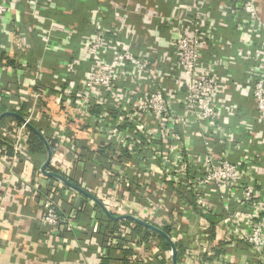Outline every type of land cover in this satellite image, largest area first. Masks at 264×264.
I'll return each mask as SVG.
<instances>
[{
  "label": "built area",
  "instance_id": "1",
  "mask_svg": "<svg viewBox=\"0 0 264 264\" xmlns=\"http://www.w3.org/2000/svg\"><path fill=\"white\" fill-rule=\"evenodd\" d=\"M194 1L180 4L175 7L176 14H169L165 22L170 37L157 36L156 51L153 45L132 48L120 37L122 27L103 28L99 17L93 33L81 41L75 65L71 64L72 68L87 67L80 77L52 74V85L38 88L42 71L25 61L24 75L32 73L33 81L24 91L11 95L1 88L8 77L6 62L10 51L27 47L29 41L25 31L10 38V31L2 28L12 8L7 0H0V102L16 109L25 103L21 116L27 123L48 122L40 133L45 137L46 132L49 138L45 139L52 144L49 163L68 180L82 176L83 169L90 167L83 153L91 144L79 133L99 137L106 155H91L96 160V179L91 186L80 181L81 187L94 196L101 188L110 199L103 203L95 197L114 216L132 215L160 229L169 227L168 236L174 244L186 242L177 264H221L203 258L204 253L209 256L210 249H227L237 243L245 245L261 263L264 187L256 180L258 159L244 141L251 131L246 121L233 125L227 121L238 112L227 92L232 57L223 44L212 40V32L204 29L203 18L209 19V15L198 12ZM43 4L45 0H30L27 14L35 17ZM228 11L243 42L237 57L249 63L251 75L245 86L235 87L241 92L249 90L255 116L264 121L261 3L234 0ZM114 17L117 19L118 13ZM45 37L41 38L42 49L52 52L53 33ZM206 48L216 49L218 56L206 58L202 52ZM27 130L25 123H20L7 140L0 136V159L10 141L13 158L18 160L27 146ZM87 137L84 140H90ZM77 171L81 173L78 176ZM42 207L41 225L55 233L63 231L67 220L54 199L43 200ZM191 217L198 219L197 230L188 234ZM214 218L224 237L212 248L207 219ZM117 243L137 251V245L144 242L129 236ZM134 262L148 264L139 261L138 254Z\"/></svg>",
  "mask_w": 264,
  "mask_h": 264
},
{
  "label": "crops",
  "instance_id": "2",
  "mask_svg": "<svg viewBox=\"0 0 264 264\" xmlns=\"http://www.w3.org/2000/svg\"><path fill=\"white\" fill-rule=\"evenodd\" d=\"M7 1L12 10L8 13L2 28L10 31V38L16 32L19 34L25 31L29 41L27 47L10 51L6 62L9 71L7 79L3 80L8 82L10 91L17 93L24 91L29 86V82L33 81L30 76L32 73L26 71L27 76L24 75L28 54L33 55L37 62L35 67L41 71L48 66L46 57L49 54H57L59 57L54 59L57 60L55 65L49 64L52 68L51 72L55 76L66 73L80 77L78 67H71V64L75 65L74 61L79 48L74 50L75 58L70 60L68 58L73 55L70 45L77 38L79 47L83 37L93 33L94 23L99 17H101L103 28L113 29L114 25L122 27L120 37L132 48L140 50L145 45H153L156 51L155 38L170 37V26L165 22L166 19L171 14H176L178 9L175 7L186 1L191 4L192 0H45L46 5L43 4L42 11L35 17L26 12L30 0ZM233 2L234 0H195L192 4L198 12H204L205 17L209 15V19L203 18L204 29L211 31L212 40L223 44L226 54L232 57V63L228 68L231 78L227 92L243 116L238 119L235 115L227 121L232 122V125L240 120L246 121V126L248 125L251 133L245 135L247 140L244 141L248 142L247 148L250 153L258 159L256 180L264 187V121H259L255 116L254 101L249 90L241 92L235 87V84L246 85L249 63L237 57L243 42L240 40L236 23L229 14H226ZM260 3L264 21V0H260ZM116 13H118L117 19L114 17ZM35 18L40 26L35 24ZM51 33H53L51 44L55 45L52 52H45L42 48L35 46L36 43L42 44L41 38L44 35L49 37ZM262 35H264V27ZM4 40L5 38L2 37L1 41ZM206 50L207 48L202 51L206 58L216 57L219 54L216 49ZM160 68L164 69V65L161 64ZM249 77L251 78V75ZM34 123L41 129L46 128L48 124L42 119L35 120ZM18 126L12 120L0 124V136L7 140ZM4 129L7 131L3 132ZM27 132L30 134L28 130ZM254 133L257 134L256 137H253ZM79 136L84 142L91 144L85 147L83 153L87 159L96 153V155H106L103 152L104 149L100 148L99 137L81 133ZM86 136L90 140H84ZM10 144L9 141V146ZM13 155L12 150L11 154H5V157L0 159V264H124L126 258L131 260L129 264H137L134 262L137 254L139 261H147L148 264H172L171 247L169 251H163L158 245H150L149 241H144L143 245H137L138 252L132 248L120 247L117 241L129 239L131 235L128 232H131V229L116 228L122 221L110 219L105 215L104 217L112 225L109 227L108 222H102L103 217L97 212L101 209L94 201L91 199L84 201L76 190L55 178L42 174L40 168L46 155L36 164L33 158L36 154L33 156L30 154L28 142L24 151L18 154V160H15ZM49 165L55 167L54 163ZM79 174L81 173L77 171L76 176ZM81 175H85L83 181L90 184L96 172L93 166H87ZM97 194L103 203L110 199L104 195L101 188ZM50 197L54 199L58 211L67 220L65 229L56 233L41 225L42 202ZM116 209L119 208L116 207ZM216 219H207L210 224L212 248L215 246L214 242L219 245L224 237V233L215 227ZM197 220L196 217L189 219L188 234L196 232ZM227 247V249H210L211 255L204 253L203 258H208L211 262L218 261L221 264H264V261L260 263L256 257L249 254L245 245L237 243ZM261 257L264 260V247Z\"/></svg>",
  "mask_w": 264,
  "mask_h": 264
},
{
  "label": "trees",
  "instance_id": "3",
  "mask_svg": "<svg viewBox=\"0 0 264 264\" xmlns=\"http://www.w3.org/2000/svg\"><path fill=\"white\" fill-rule=\"evenodd\" d=\"M234 3V2H233ZM84 32V31H83ZM31 40V39H30ZM36 47L38 48H42V44H38L36 43L35 44ZM70 51H71V54H73L70 58V60H73L75 57V53H74V50H76L78 48V40L77 38H75V40H73L72 44L70 45ZM30 53V52H29ZM2 51H0V57H2ZM51 57V58H50ZM58 55L56 54H49L46 59L48 60V63L46 61V65L48 64V66H46V68L42 71V77H41V84L40 86L41 87H38V88H43L45 87L47 84L48 85H52L51 81L49 80L50 79V75H52L53 73L51 72L52 68L50 67L49 64L51 65H55V62L57 60H54L55 58L58 59ZM50 59V60H49ZM26 62L28 63V65L32 68V67H35L37 62L35 60V58L33 57L32 54H28L27 55V60ZM79 69V72L80 74H82L84 71H86L87 67H84L83 65L78 67ZM2 81V80H0ZM1 88L2 90H8L10 92L11 95H15L17 93H15L14 91H10L9 89V85H8V82H6L5 80H3L1 82ZM34 90H38V89H34ZM26 107L27 105L25 103H22V105H20V107L18 109L14 108V107H11L9 105H7V103L5 102H0V113L3 112V111H13V112H16L20 115H23L24 112L26 111ZM236 116L238 117V119H241V116L242 115V112L240 111V109L238 110ZM14 121L16 122L18 125H20V121L17 119V118H14L12 116H6L4 117L0 124H4L5 122L7 121ZM32 125L38 130V131H42V129L40 127H38L35 123H32ZM29 131V140H28V151L30 152V154L33 156L34 158V161L35 163L37 164L39 162V159L40 158H43L45 155H46V149H45V146L42 142V140L39 138V136H37L34 132ZM45 137L48 139L49 137L47 136L46 132L44 133ZM50 144V143H49ZM50 146L52 147V144H50ZM6 154L9 155L12 153V150L11 148L7 145V148L5 150ZM87 159V158H86ZM90 160V163H89V166H94V164H96V160H94L92 157H88V161ZM47 170H52L54 172H59L57 171L56 169H54L52 166H48L47 167ZM86 173V172H85ZM83 173V174H85ZM85 178V175L84 176H80L78 178H74V179H70V181L78 186H81V182L80 181H83V179ZM96 179V176L91 180V182H93L94 180ZM89 186H91V183L89 184ZM79 195L81 196V198L86 201L88 200L89 198L81 193H79ZM95 196H98V194H95ZM95 207H97L95 205ZM98 209V208H97ZM98 214L101 215V217H103L102 219V222L104 223V221L106 222H110L107 220L105 216V214L102 213L101 210H97ZM112 215H116L114 213H112ZM109 227H111L112 225L109 223L108 225ZM120 227H128L131 229V232H130V235L134 238L136 237L138 239V241H150L149 239H152V238H156L157 241H158V246H160V248L163 250V251H169V248H170V245L169 243L164 239V237L158 235L157 233L151 231L150 229L134 222V221H131V220H126V221H122L119 226H117L116 228H120ZM125 229V228H124ZM123 229V230H124ZM122 230V231H123ZM162 230L167 234L169 235L170 233V229L169 227H163ZM121 231V232H122ZM185 240H182V241H178V242H175V247L177 248V260H179L182 252H183V247L185 246ZM156 245V244H155ZM125 255L127 256V252H125ZM125 263L124 264H129L131 260H129L128 258L125 259ZM129 262V263H128ZM108 264V263H106Z\"/></svg>",
  "mask_w": 264,
  "mask_h": 264
},
{
  "label": "water",
  "instance_id": "4",
  "mask_svg": "<svg viewBox=\"0 0 264 264\" xmlns=\"http://www.w3.org/2000/svg\"><path fill=\"white\" fill-rule=\"evenodd\" d=\"M6 116H12L14 118H17L21 123H25L26 128L32 132H34L37 136H39V138L42 140L45 149H46V159L44 161V163L41 165L40 171L42 174L46 175L47 177H52L57 179L58 181L62 182L64 185L76 190L77 192L87 196L89 199H91L92 201H94L101 209V211L110 219L113 220H121V219H125V220H131L134 221L148 229H150L151 231L157 233L158 235L164 237V239L169 243L170 247H171V262L172 264H177V251H176V247L175 244L173 243V241L170 239V237L160 228L147 223L144 220H141L139 218H136L132 215H120V216H114L112 215L105 207L104 205L100 202L99 199H97L93 194H91L90 192H88L86 189H84L81 186H78L74 183H72L70 180L66 179L63 175L51 171V170H47V167L49 165L50 159H51V148L48 144V141L45 139V137L40 133V131H38L31 123H27L25 121V119L23 118V116H21L20 114L13 112V111H3L0 113V119L6 117Z\"/></svg>",
  "mask_w": 264,
  "mask_h": 264
},
{
  "label": "rangeland",
  "instance_id": "5",
  "mask_svg": "<svg viewBox=\"0 0 264 264\" xmlns=\"http://www.w3.org/2000/svg\"><path fill=\"white\" fill-rule=\"evenodd\" d=\"M125 221H126V220H125ZM149 240H150V241H149V242H150V245H151V244H154V245H155V244H156V245L158 244V241H157L156 238H152V239H149Z\"/></svg>",
  "mask_w": 264,
  "mask_h": 264
}]
</instances>
